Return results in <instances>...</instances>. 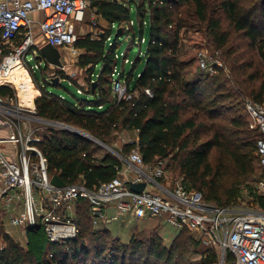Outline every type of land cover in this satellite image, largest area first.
<instances>
[{"label":"trees","instance_id":"trees-1","mask_svg":"<svg viewBox=\"0 0 264 264\" xmlns=\"http://www.w3.org/2000/svg\"><path fill=\"white\" fill-rule=\"evenodd\" d=\"M89 6L110 28L78 35L79 64L90 74L85 96L72 102L56 94L49 86L59 82L44 76L41 81L31 66L19 61L7 82L18 86L22 102L30 107L35 104L40 117L82 129L107 146L114 132L136 131V140L114 148L121 156L138 149L146 163L173 161L184 181L205 200L220 206L238 202L241 190L237 186L228 191L232 200L222 202L219 178L232 171L245 176L254 170L255 155L259 163V132L242 114L226 113L240 105L244 96L264 104V0H138L139 14L144 18L147 11L151 13L150 41L136 85L130 87L133 72L121 74L132 93V98L121 100L111 87L119 59V41L112 33L117 22L122 31L126 26L131 30L130 6L126 0H90ZM187 18L206 24L216 50L226 48L233 63L230 77L238 89L227 87V74L220 68L213 74L205 72V76L186 79L184 68L189 62L180 58V31L187 26ZM133 34L136 37V32ZM47 67L38 69L42 72ZM30 72L42 87L35 100L38 91ZM146 88H151L153 96L146 94ZM0 92L15 94L8 87H1ZM39 146L48 158L49 172L66 183L82 181L95 188L124 166L117 153L99 156L91 139L65 128H49ZM166 168L169 171V164ZM253 190L254 203L264 208V196L255 195ZM75 214L77 237L61 244L48 241L42 255L34 241L23 246L0 229V264H219L218 250L203 246L192 232L195 244L204 250L197 260L185 256L191 241L187 228L181 229L170 246L158 230L146 239L133 234L123 242L109 228L92 226L86 201L79 203ZM40 230L28 232L39 234Z\"/></svg>","mask_w":264,"mask_h":264},{"label":"built area","instance_id":"built-area-1","mask_svg":"<svg viewBox=\"0 0 264 264\" xmlns=\"http://www.w3.org/2000/svg\"><path fill=\"white\" fill-rule=\"evenodd\" d=\"M89 5L90 0H0V76L7 77L18 61L38 69L41 63L33 67L25 63V56L34 49L39 53L45 44L79 53L76 23L83 21ZM36 12L40 14L37 18ZM221 54L220 50L201 51L198 67L211 74L220 68L230 77ZM58 67L64 69V64ZM1 87L14 89L13 83L4 80H0ZM111 87L118 100L132 98L128 84L117 76V67ZM79 92H83L81 87ZM145 92L153 96L151 88ZM245 111L259 132L256 148L264 167V104L246 98ZM55 122L40 117L34 106L22 102L19 93L0 92V146H7L9 152L0 147V216L7 234L13 236L10 226L24 234L31 226L43 228L52 244L68 243L79 233L76 208L86 201L94 228L105 227L122 215L138 220L161 218L178 229L187 228L203 246L218 250L220 264H264V208L254 203V196L247 204L238 201L220 206L205 200L200 191L188 189L182 175L170 179V186L164 185L161 179L169 177L166 160L146 163L138 149L127 157L116 151L124 163L135 164L134 178L120 171L95 188L82 181L52 184L48 158L39 146L43 135L37 132L47 125L64 127ZM143 181L147 182L143 192L131 189V182ZM253 192L264 196V178Z\"/></svg>","mask_w":264,"mask_h":264},{"label":"rangeland","instance_id":"rangeland-1","mask_svg":"<svg viewBox=\"0 0 264 264\" xmlns=\"http://www.w3.org/2000/svg\"><path fill=\"white\" fill-rule=\"evenodd\" d=\"M130 6L131 11V22L132 26L131 30H129V26H126L125 30L122 31L119 35H117V30L119 28V23H115L113 25V38H118V45H117V53L119 55V59L117 62V76L121 75L123 71H125L126 75L133 72V77L130 81V87L133 88L136 85L137 78L139 77L140 73L144 70L145 63H146V51L148 47V43L150 41V19L151 13L147 11L145 13V17L141 16L137 9V1L138 0H126ZM144 22V25H141V22ZM187 26L184 27L180 31L181 37V48H180V58L186 62H189L184 68V75L186 79L193 80L195 78L205 76L204 71H202L197 65V56L203 50L208 51V53L214 52L216 49L213 45V39L209 36V31L207 30L206 24L195 20L194 18H187ZM110 28V25L103 20L102 18L98 17L93 10L90 9V6L87 8L84 19L82 22L76 23V30L77 34L84 35L88 32H92L97 34L100 30L106 29V31ZM144 30V32H143ZM134 32H136V37H134ZM143 32V41L141 42V34ZM39 33V29L36 28V35ZM61 52V61L64 64V69L59 68L58 66L48 64L47 69L41 70L36 69L37 78L44 82V77L49 80L54 79L56 83L59 82V85H50L49 87L54 90L56 94H60L65 96L68 100L72 102H77L79 98L85 96L84 91L89 86V78L90 74L86 70V68H82L79 64V56L80 53L72 54L71 52L60 49ZM139 58V60H137ZM221 58L224 62V65L230 69L232 66L231 57L228 56L226 48L222 50ZM25 63L32 65L35 67L38 63H41V66L44 67L46 62L40 61L38 59V50L34 49L31 50L25 56ZM102 64H99V69ZM30 75L33 79L34 86L37 89V93L34 96L35 98L41 93L42 87L39 81H36L34 78L33 72H30ZM44 76V77H43ZM226 78L229 80L227 87L236 90L238 86L233 82L231 77ZM124 82H126V78H122ZM58 80V81H57ZM82 88L83 92L80 93L79 89ZM14 93L18 94L19 89L18 86L13 84ZM137 93V91H136ZM244 101H241L240 105H236L233 110L227 115H235V114H242L246 122L249 124L251 128L256 129L253 126V122L251 121L250 117L245 111V100L248 98L244 96ZM241 97V100H243ZM35 107V104H34ZM39 123H37L38 125ZM49 128H61L60 126L56 125H47L37 132L39 135L46 134ZM64 128V127H63ZM7 130V129H6ZM5 130V132H6ZM136 131H127V130H119L114 132L113 137L110 139V145L108 147L92 140L95 147V153L99 156L103 155L106 152H114V148H121L122 145L126 142L132 141L135 137ZM90 139V138H89ZM2 150L7 152V146L2 145L0 146ZM9 153V152H7ZM255 155V154H254ZM212 163L215 164L213 159V155L211 156ZM166 164H169V178L171 180L178 178L181 176L179 174L178 169H176L175 163L170 160H166ZM254 170L250 172L248 175H239L236 172H228L224 173L222 177L219 178V183L221 187V198L223 203H229L232 199L229 198L228 191L237 186L241 190V194L239 197V202L241 203H249L252 200L250 191L251 188L254 187L260 180L264 178V167L260 165L257 161L256 155L254 159ZM185 186L188 187L190 190H194V188L190 187V183L184 182ZM3 222L0 218V229H4ZM136 225L139 228L147 227L152 228L154 230H159L160 234L164 238V242L170 246L174 237L181 231L168 222L164 220H150V221H139L136 222ZM134 226L133 222L128 223L126 226H121L116 224L115 227L120 235V238L124 241L128 240L130 229ZM11 231L13 232V238L18 241L23 246H27L28 240L34 241L39 251V255H42L44 251L48 247V238L46 232L43 228H41L39 234H35L33 232H28L24 234L18 227H11ZM138 236H142L145 239L148 238L149 233H135ZM187 235L190 236L191 241L189 242L188 251L186 252L185 256L190 260H197L200 258V253L204 248L200 247L199 245L195 244V241L192 239V233L187 231ZM220 264V261H219Z\"/></svg>","mask_w":264,"mask_h":264},{"label":"water","instance_id":"water-1","mask_svg":"<svg viewBox=\"0 0 264 264\" xmlns=\"http://www.w3.org/2000/svg\"><path fill=\"white\" fill-rule=\"evenodd\" d=\"M121 32H122V28L120 27L117 30V35H119ZM38 59L40 61L45 60L49 64H52V65H55V66H61L62 65L61 52H60L59 48H57L56 46H53L51 44H45L44 46H42L40 48L39 53H38ZM55 123L64 126L66 129H68L70 131H73L75 133L81 134V135H83V136H85L87 138H90L92 140H95V141L100 142L101 144L107 146L105 143H103L102 141H100L99 139H97L96 137H94L93 135L89 134L88 132H86V131H84L82 129H79L77 127H74V126H71V125H68V124H64V123H61V122H58V121L55 122ZM51 182H52V184H54L56 186H64L66 184V182L58 174H55V175L52 176ZM130 187H131L132 190L141 193L147 187V182L146 181H143V182H131L130 183ZM28 230H33V227H31V226L28 227Z\"/></svg>","mask_w":264,"mask_h":264},{"label":"crops","instance_id":"crops-1","mask_svg":"<svg viewBox=\"0 0 264 264\" xmlns=\"http://www.w3.org/2000/svg\"><path fill=\"white\" fill-rule=\"evenodd\" d=\"M39 13L36 12L34 14V16L37 18L39 17ZM138 138V135H137V132L135 133V137L132 139V140H136ZM134 163L132 162H128V163H124V166L122 168V174L125 175V177H128V178H134L136 175H137V172L134 170ZM161 183L164 184V185H167V186H170L171 185V181H170V178L167 177L165 179H161ZM150 189H154V190H157V188H155L154 186H150ZM158 191V190H157ZM150 220H164V219H161V218H147V219H144V220H138V219H135L133 216L131 215H122L120 217L119 220L117 221H114L110 224H107L105 227L109 228L112 232V234L119 238L121 241L123 242H128L130 240V238L132 237L133 234L135 233H140V232H143V233H149L151 234L154 229L152 228H147V227H144V228H139V226L136 225V222H139V221H150ZM165 221V220H164ZM130 222H133L134 223V226L130 229V235H129V238L128 240L124 241L120 238V235L117 231V228L115 227L116 224H119L121 226H126L128 225V223ZM21 230V229H20ZM22 231V230H21ZM159 231V230H158ZM23 232V231H22ZM160 232V231H159ZM24 233V232H23ZM28 233V232H27ZM26 233V234H27Z\"/></svg>","mask_w":264,"mask_h":264},{"label":"bare ground","instance_id":"bare-ground-1","mask_svg":"<svg viewBox=\"0 0 264 264\" xmlns=\"http://www.w3.org/2000/svg\"><path fill=\"white\" fill-rule=\"evenodd\" d=\"M18 62H19V61H18ZM18 62H16V63L13 64L12 69H11V71L9 72V74L7 75V77L0 76V80L7 81V80L11 77L12 70H13L14 66H15Z\"/></svg>","mask_w":264,"mask_h":264}]
</instances>
